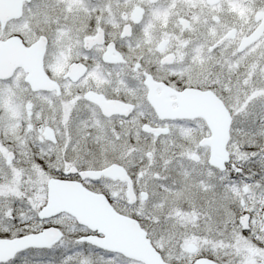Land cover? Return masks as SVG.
Masks as SVG:
<instances>
[{"label":"flooded vegetation","instance_id":"flooded-vegetation-1","mask_svg":"<svg viewBox=\"0 0 264 264\" xmlns=\"http://www.w3.org/2000/svg\"><path fill=\"white\" fill-rule=\"evenodd\" d=\"M238 136L264 138V0H0V240L39 243L0 264H149L40 218L74 185L165 264H264V148L241 163Z\"/></svg>","mask_w":264,"mask_h":264},{"label":"water","instance_id":"water-1","mask_svg":"<svg viewBox=\"0 0 264 264\" xmlns=\"http://www.w3.org/2000/svg\"><path fill=\"white\" fill-rule=\"evenodd\" d=\"M228 140V133H223L216 137L211 155V162L213 164L218 165L220 162L225 164L228 161L226 148ZM222 167L224 166L222 165ZM110 170L104 171V173H109ZM101 173L98 172V175ZM72 192V200L62 199L61 201L55 200L54 193H52L47 206L40 213V218L47 219L55 216L59 212L66 211L74 216L81 225L89 226L93 224L95 226H101L99 231L105 237L100 241H94V243L102 248L123 253L128 257L140 258L149 264H165L160 254L150 246L149 241L145 238V232L139 228L134 220L117 214L108 204L106 215L99 216L95 212L92 213L90 210L91 204H93L95 210L100 198L89 193L80 185L72 186ZM248 217L246 215L241 219V224L245 228H248ZM35 237H38V235L16 241L0 240V262L7 261L17 252L28 246L39 244L37 239L29 243L25 242L26 239H33ZM84 240L89 241L90 239L87 237L82 239V241Z\"/></svg>","mask_w":264,"mask_h":264},{"label":"rangeland","instance_id":"rangeland-1","mask_svg":"<svg viewBox=\"0 0 264 264\" xmlns=\"http://www.w3.org/2000/svg\"><path fill=\"white\" fill-rule=\"evenodd\" d=\"M234 140H235V145H233L234 147H232V148L236 154L238 161L243 163L244 161H246V159L248 157L247 156L248 152H247L246 148H248L249 145H252L251 144L252 139L238 136ZM239 229H240V227H239ZM77 264H90L89 258L87 256V253L85 250H83V252L78 255Z\"/></svg>","mask_w":264,"mask_h":264},{"label":"trees","instance_id":"trees-1","mask_svg":"<svg viewBox=\"0 0 264 264\" xmlns=\"http://www.w3.org/2000/svg\"><path fill=\"white\" fill-rule=\"evenodd\" d=\"M254 143L260 148L259 151L264 148V138H255Z\"/></svg>","mask_w":264,"mask_h":264},{"label":"snow or ice","instance_id":"snow-or-ice-1","mask_svg":"<svg viewBox=\"0 0 264 264\" xmlns=\"http://www.w3.org/2000/svg\"><path fill=\"white\" fill-rule=\"evenodd\" d=\"M25 264H26V262H25Z\"/></svg>","mask_w":264,"mask_h":264}]
</instances>
